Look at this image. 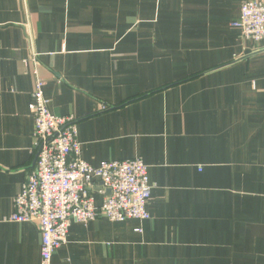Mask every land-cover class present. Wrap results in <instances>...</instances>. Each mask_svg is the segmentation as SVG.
Segmentation results:
<instances>
[{"label":"crops","instance_id":"1","mask_svg":"<svg viewBox=\"0 0 264 264\" xmlns=\"http://www.w3.org/2000/svg\"><path fill=\"white\" fill-rule=\"evenodd\" d=\"M247 1L0 0V264H41L37 226L7 221L36 163L34 69L82 161L140 159L152 186L149 220L71 222L50 264H264V41L231 26Z\"/></svg>","mask_w":264,"mask_h":264},{"label":"built area","instance_id":"2","mask_svg":"<svg viewBox=\"0 0 264 264\" xmlns=\"http://www.w3.org/2000/svg\"><path fill=\"white\" fill-rule=\"evenodd\" d=\"M243 41H264V1L244 2L231 23ZM36 55L30 60L35 65ZM35 76L30 112L34 121L35 168L12 201L10 223H33L40 234L41 264L67 243L71 222L87 224L99 218L112 223L149 220L146 210L152 186L148 168L140 159L100 162L92 166L80 158L77 119L54 116L44 96V82ZM101 110H105L102 107ZM100 184L96 206L91 189ZM138 231V230H137Z\"/></svg>","mask_w":264,"mask_h":264},{"label":"water","instance_id":"3","mask_svg":"<svg viewBox=\"0 0 264 264\" xmlns=\"http://www.w3.org/2000/svg\"><path fill=\"white\" fill-rule=\"evenodd\" d=\"M108 194H109V191H108Z\"/></svg>","mask_w":264,"mask_h":264}]
</instances>
